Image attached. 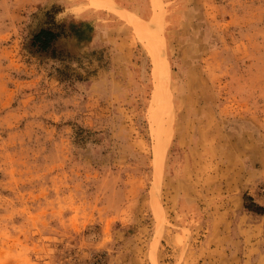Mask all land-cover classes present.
<instances>
[{"label": "rangeland", "instance_id": "1", "mask_svg": "<svg viewBox=\"0 0 264 264\" xmlns=\"http://www.w3.org/2000/svg\"><path fill=\"white\" fill-rule=\"evenodd\" d=\"M151 5L0 0V264H264V0Z\"/></svg>", "mask_w": 264, "mask_h": 264}, {"label": "crops", "instance_id": "2", "mask_svg": "<svg viewBox=\"0 0 264 264\" xmlns=\"http://www.w3.org/2000/svg\"><path fill=\"white\" fill-rule=\"evenodd\" d=\"M111 1L118 11L126 12L130 16H133L134 18H136L135 15H138L144 20H148L154 15V12L152 10L151 0H111Z\"/></svg>", "mask_w": 264, "mask_h": 264}, {"label": "trees", "instance_id": "3", "mask_svg": "<svg viewBox=\"0 0 264 264\" xmlns=\"http://www.w3.org/2000/svg\"><path fill=\"white\" fill-rule=\"evenodd\" d=\"M47 35H49L47 32H42L40 35H38V40L44 39V37H46ZM251 209H252V211L264 214V210L262 208H254L253 207Z\"/></svg>", "mask_w": 264, "mask_h": 264}]
</instances>
